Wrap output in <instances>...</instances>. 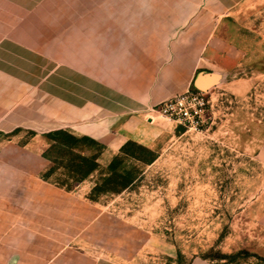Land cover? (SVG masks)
I'll list each match as a JSON object with an SVG mask.
<instances>
[{
    "label": "rangeland",
    "instance_id": "obj_1",
    "mask_svg": "<svg viewBox=\"0 0 264 264\" xmlns=\"http://www.w3.org/2000/svg\"><path fill=\"white\" fill-rule=\"evenodd\" d=\"M211 44L200 130L148 110L107 163L70 133L9 135L0 237L20 223L114 264H264V0L219 18Z\"/></svg>",
    "mask_w": 264,
    "mask_h": 264
},
{
    "label": "crops",
    "instance_id": "obj_2",
    "mask_svg": "<svg viewBox=\"0 0 264 264\" xmlns=\"http://www.w3.org/2000/svg\"><path fill=\"white\" fill-rule=\"evenodd\" d=\"M242 1L0 0V146L66 131L100 144L107 163L129 118L212 78L217 20ZM20 225L0 237V264H114Z\"/></svg>",
    "mask_w": 264,
    "mask_h": 264
},
{
    "label": "built area",
    "instance_id": "obj_3",
    "mask_svg": "<svg viewBox=\"0 0 264 264\" xmlns=\"http://www.w3.org/2000/svg\"><path fill=\"white\" fill-rule=\"evenodd\" d=\"M208 106L205 92L188 89L162 104L156 111L165 115L176 124L190 130H200L205 125L204 114Z\"/></svg>",
    "mask_w": 264,
    "mask_h": 264
},
{
    "label": "water",
    "instance_id": "obj_4",
    "mask_svg": "<svg viewBox=\"0 0 264 264\" xmlns=\"http://www.w3.org/2000/svg\"><path fill=\"white\" fill-rule=\"evenodd\" d=\"M211 81V79L210 80H204L203 79V77L202 76H197V78H196V80H195V85H196V87L198 88V89H200L201 91H205V89H206V86H207V84L209 83Z\"/></svg>",
    "mask_w": 264,
    "mask_h": 264
},
{
    "label": "trees",
    "instance_id": "obj_5",
    "mask_svg": "<svg viewBox=\"0 0 264 264\" xmlns=\"http://www.w3.org/2000/svg\"><path fill=\"white\" fill-rule=\"evenodd\" d=\"M63 133L69 134V133L66 132V131H56V132H53V133H49V134H47L46 136H47L48 138H50V137L52 138V137L55 136V135L63 134ZM79 139H88V140H91L92 142L96 143L94 140H92V139H90V138H88V137H80Z\"/></svg>",
    "mask_w": 264,
    "mask_h": 264
}]
</instances>
